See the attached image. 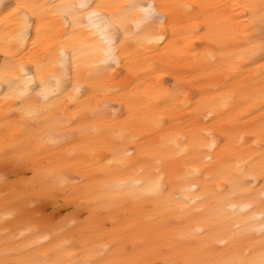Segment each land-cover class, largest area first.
Returning <instances> with one entry per match:
<instances>
[{
  "label": "bare ground",
  "instance_id": "1",
  "mask_svg": "<svg viewBox=\"0 0 264 264\" xmlns=\"http://www.w3.org/2000/svg\"><path fill=\"white\" fill-rule=\"evenodd\" d=\"M0 264H264V0H0Z\"/></svg>",
  "mask_w": 264,
  "mask_h": 264
},
{
  "label": "rangeland",
  "instance_id": "2",
  "mask_svg": "<svg viewBox=\"0 0 264 264\" xmlns=\"http://www.w3.org/2000/svg\"><path fill=\"white\" fill-rule=\"evenodd\" d=\"M27 174L30 175L29 172H28ZM10 177H11V179H13V178H14L13 174H11ZM51 205H52V204L49 205V203H47V204L45 205V207L43 208V211H44L45 213H47V214L49 213L48 216L52 213V211H53L52 208L54 209V206L52 205L53 207L51 208ZM66 208H69V207L61 206V207H59V208H57V209L55 208V210L53 211V213H54L55 215H58L59 218H58V216H54V214H53V215L51 214V215L53 216L52 218H54V219H51L52 221H54L53 223H56L55 221H57V222L60 221V220L62 219V216H66V217H67V216H68V213H69V214L71 213V208H70V209H66ZM57 210H58V211H57ZM46 211H47V212H46ZM45 213H44V214H45ZM63 214H64V215H63ZM65 214H67V215H65ZM84 214H85L84 212L78 214L80 217H82V218L79 217L80 220H83V219H84L83 217H85V216H81V215H84ZM49 217H50V216H49ZM66 217H64V218H66ZM56 218H58V219H60V220H58V219L55 220Z\"/></svg>",
  "mask_w": 264,
  "mask_h": 264
}]
</instances>
